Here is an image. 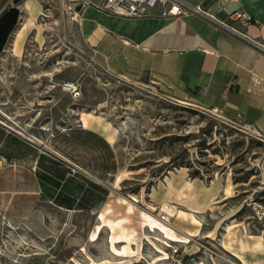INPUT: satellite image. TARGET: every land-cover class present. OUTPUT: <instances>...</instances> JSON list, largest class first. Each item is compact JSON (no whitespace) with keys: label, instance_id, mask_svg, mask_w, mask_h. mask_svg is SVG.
<instances>
[{"label":"rangeland","instance_id":"374dc122","mask_svg":"<svg viewBox=\"0 0 264 264\" xmlns=\"http://www.w3.org/2000/svg\"><path fill=\"white\" fill-rule=\"evenodd\" d=\"M31 1L29 9L24 1L17 4L21 19L0 54V109L9 117L0 113V127L7 126L4 120L20 129L15 115L28 129L48 128L42 142L17 133L64 160L44 145L64 149L56 140L60 115L71 110L63 126L73 128L76 112L103 114L119 129L116 192L92 211L67 212L41 200L29 213V199L12 198L14 176L5 172V160L0 264H264V136L219 110L168 96L155 79L141 82L111 72L79 26L82 7L101 0ZM12 4L0 0V8ZM64 80L76 81L79 95L63 89ZM39 109L29 124L28 114ZM46 115L53 126L41 125ZM169 179L191 182L183 200L173 202L178 213H167L174 235L151 227L142 215L166 213L161 204L172 200L165 195ZM105 208L111 218L127 216L124 223L133 233L115 248L107 226L91 239Z\"/></svg>","mask_w":264,"mask_h":264},{"label":"crops","instance_id":"0c3cea01","mask_svg":"<svg viewBox=\"0 0 264 264\" xmlns=\"http://www.w3.org/2000/svg\"><path fill=\"white\" fill-rule=\"evenodd\" d=\"M23 1L27 9L34 6L31 0H14V4L0 8V32L8 33L0 54L19 24L21 10L17 4ZM182 1L201 5L237 29L264 40V0ZM99 3L82 7L80 32L111 72L141 82L155 79L168 96L219 110L233 122L264 136V53L230 28L195 13L167 16L163 14L165 6L159 5L148 16L123 17L98 8ZM237 9L254 20L244 24L229 19ZM40 111L28 114L27 122H35ZM70 111L57 121L56 140L62 143L63 151L44 144L64 160L45 154L38 143L17 133L27 132L42 142L48 128L28 129L15 115L11 117L22 130L0 127V160L7 161L5 172L14 176L8 189H13L12 198L30 200L29 213L41 200L67 212L92 211L116 192L112 180L118 174L114 173L118 127L95 111L76 112L78 126L64 127V117ZM44 123L53 126L52 115H46L41 125ZM50 130L53 135L54 128ZM5 188L0 187V191H7Z\"/></svg>","mask_w":264,"mask_h":264},{"label":"built area","instance_id":"2783aa9c","mask_svg":"<svg viewBox=\"0 0 264 264\" xmlns=\"http://www.w3.org/2000/svg\"><path fill=\"white\" fill-rule=\"evenodd\" d=\"M159 5L165 6L164 15L167 16H180L189 13H195L218 26L230 28L232 31L240 35L247 42L251 43L256 49L264 53V40L253 37L247 32H243L236 27L232 26L227 20L220 19L212 14L208 9L201 5L186 4L182 0H101L97 5L98 8L104 10L109 14H114L123 17H145L152 14V10ZM229 19L240 20L244 24L252 22L253 17L242 9L234 10L229 14ZM63 89L72 94H76L79 90V84L76 81L64 80L62 82ZM5 160H0V170L4 167ZM163 220L168 219L167 213H162Z\"/></svg>","mask_w":264,"mask_h":264},{"label":"bare ground","instance_id":"6f19581e","mask_svg":"<svg viewBox=\"0 0 264 264\" xmlns=\"http://www.w3.org/2000/svg\"><path fill=\"white\" fill-rule=\"evenodd\" d=\"M25 5H26V3H25ZM19 31H20V29L16 32V35H18ZM0 113L3 116L9 118L1 109H0ZM1 122H3L5 125L9 126L10 128H13L12 125H10L9 123H7L4 120H2ZM14 123L16 124V122H14ZM29 135L31 137V134H29ZM117 178L118 179H121L122 178L121 174H119ZM190 186H191V182L189 180H185L181 185H176L174 181H172L171 179H169L168 180V186L165 188V195H166L167 198H171L172 200L164 199L162 201V204H161V210L162 211H165L170 216H175L178 213V210H177L176 204H174L173 202H176V201H179V200H183L184 196L186 195V188H188ZM131 205L132 204L130 203L129 206H128L129 207L128 209L131 208ZM131 211H132V209H131ZM109 212H110V208H105V209H103V211H101L99 213V219H100V221H99L98 225H96V228L94 229V231L92 232L91 239H93V240L96 239L98 237V235H99L102 227L103 226H107L108 227V230H109V233H108V238H109V242H110L109 244L111 245L112 248H115L116 247L115 244L117 242H119V241H121V240H123L125 238L126 239H129L133 235V233L126 226V224L124 223V220H125V218L127 216L126 217H123V218H115V217L114 218H111L110 216H108V213ZM142 215H143L144 222L148 223L151 227L158 226L161 229H163L164 232H166L168 235H174L173 234L174 232H172L171 228L168 226V223H167L168 221L162 220L160 217H158V215L153 214V213H149V212H144ZM188 235H191V234H188ZM164 236H166V235H164ZM132 238H134V237H132ZM129 242H126V243H129Z\"/></svg>","mask_w":264,"mask_h":264},{"label":"trees","instance_id":"16d2710c","mask_svg":"<svg viewBox=\"0 0 264 264\" xmlns=\"http://www.w3.org/2000/svg\"><path fill=\"white\" fill-rule=\"evenodd\" d=\"M3 36V37H2ZM8 33H1L0 32V39L3 38V42L0 44V49L4 46V44L6 43V39H7Z\"/></svg>","mask_w":264,"mask_h":264},{"label":"water","instance_id":"95a60500","mask_svg":"<svg viewBox=\"0 0 264 264\" xmlns=\"http://www.w3.org/2000/svg\"><path fill=\"white\" fill-rule=\"evenodd\" d=\"M77 95H79V93H77Z\"/></svg>","mask_w":264,"mask_h":264}]
</instances>
